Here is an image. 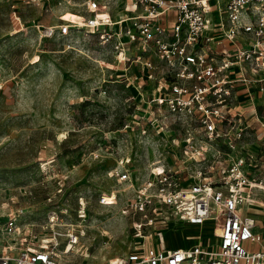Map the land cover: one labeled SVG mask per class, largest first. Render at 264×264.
<instances>
[{
    "label": "built area",
    "instance_id": "1",
    "mask_svg": "<svg viewBox=\"0 0 264 264\" xmlns=\"http://www.w3.org/2000/svg\"><path fill=\"white\" fill-rule=\"evenodd\" d=\"M122 1L118 9L117 0H80V22L59 15L45 32L66 37L83 30L112 43L119 61L132 57L123 70H137L124 73L126 86L157 78L146 120L157 132H170L171 158H158L138 183L125 168L129 156L108 175L133 188L121 212L145 217L134 227L181 218L209 226L211 237L167 249L159 234L156 243L140 239L108 264H264V178L245 170L262 160L242 152L245 135L264 132V103L255 97L264 95V0ZM116 202L113 192L98 197L102 205ZM64 215L50 209L37 224L23 208L9 209L0 217V264H65L82 231ZM77 216L83 220L84 211Z\"/></svg>",
    "mask_w": 264,
    "mask_h": 264
},
{
    "label": "rangeland",
    "instance_id": "2",
    "mask_svg": "<svg viewBox=\"0 0 264 264\" xmlns=\"http://www.w3.org/2000/svg\"><path fill=\"white\" fill-rule=\"evenodd\" d=\"M79 1L0 0V217L23 208L39 224L47 210L65 211L64 221L82 231L65 264H108L140 245V239L156 243L159 234L166 247L189 246L198 236L208 241L209 226L188 222L186 236L172 242L178 218H156L139 229L133 222H144L143 215L121 212L133 188L108 170L129 156L125 168L138 183L158 158H171L166 145L173 141L166 138L170 132H157L146 120L154 111L146 101L157 78L126 86L124 73L137 70H123L132 57L119 61L112 43H100L96 34L83 30L66 37L45 32L60 22L59 15L80 22ZM162 76L170 82L168 74ZM256 134L245 135L242 152H252L262 163L245 170L264 178V134ZM254 139L257 148H250ZM111 192L116 204L98 203L100 194Z\"/></svg>",
    "mask_w": 264,
    "mask_h": 264
},
{
    "label": "bare ground",
    "instance_id": "3",
    "mask_svg": "<svg viewBox=\"0 0 264 264\" xmlns=\"http://www.w3.org/2000/svg\"><path fill=\"white\" fill-rule=\"evenodd\" d=\"M114 194V193H113ZM108 199H113V197H108ZM179 221H177V225L179 226H174V228L172 229L171 233H170V238H171V241L173 242V240L176 238V237H179V236H186V224H188V222H186V220L184 219H181V218H178ZM189 231V230H188ZM102 233H109L108 230L106 229H103L102 230ZM177 247V246H176ZM178 247H184V246H178ZM167 249H171L172 247H166ZM89 255V254H88ZM119 257V256H118ZM118 257H115V258H118ZM114 259V258H113ZM112 259V260H113Z\"/></svg>",
    "mask_w": 264,
    "mask_h": 264
},
{
    "label": "crops",
    "instance_id": "4",
    "mask_svg": "<svg viewBox=\"0 0 264 264\" xmlns=\"http://www.w3.org/2000/svg\"><path fill=\"white\" fill-rule=\"evenodd\" d=\"M117 4L118 5H120V6H118V9L119 8H121V5L123 4V2L124 1H122V0H117ZM238 93L240 94L239 96H240V99L241 100H244V102H246L247 101V99H246V95L243 93V91L242 90H239L238 91ZM256 95H255V97H256V101H257V103L259 104V105H261V104H263L264 103V95H262V94H259V93H255ZM245 107L246 106H244V109H245ZM259 133H260V136H261V134L263 135L264 134V132L263 131H258ZM256 137L255 138H259L258 136H257V134L255 135ZM250 148H254V147H256V140L254 139V142H251L250 143ZM261 146H263L262 148H264V142H262L261 143ZM257 148V147H256Z\"/></svg>",
    "mask_w": 264,
    "mask_h": 264
}]
</instances>
